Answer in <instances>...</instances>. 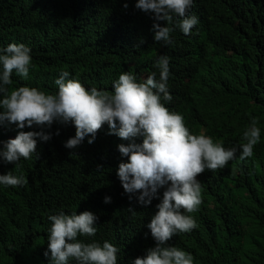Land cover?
Returning <instances> with one entry per match:
<instances>
[{
	"label": "trees",
	"instance_id": "obj_1",
	"mask_svg": "<svg viewBox=\"0 0 264 264\" xmlns=\"http://www.w3.org/2000/svg\"><path fill=\"white\" fill-rule=\"evenodd\" d=\"M137 2L0 0V49L24 44L32 56L29 76L14 70L10 87L56 94L55 80L67 71L87 89L111 91L125 72L137 82L152 73L159 80L155 64L166 55L172 100L162 103L184 117L190 133H204L228 149L242 142L257 118L261 138L253 155L241 160L238 151L223 168L198 176L201 203L197 211L185 213L196 227L169 244L190 253L194 264H264V0H194L190 15L198 23L188 35L175 29L167 46L155 42L154 14L138 10ZM11 127L0 125V148ZM49 131L52 139L38 140L37 152L21 158L19 167L0 159V175L12 171L26 180L20 186L0 184V264H51V254L45 256L52 226L48 217L94 208L100 212L96 235L80 236L81 241L112 243L119 249L118 264L144 257L155 246L147 225L160 200L145 207L135 196L130 201L125 191L121 196L117 175L119 164L127 162L118 145L142 143L143 136L122 140L108 135L105 123L93 144L89 136L68 149L74 126L54 123ZM107 190L111 202L102 204Z\"/></svg>",
	"mask_w": 264,
	"mask_h": 264
},
{
	"label": "clouds",
	"instance_id": "obj_2",
	"mask_svg": "<svg viewBox=\"0 0 264 264\" xmlns=\"http://www.w3.org/2000/svg\"><path fill=\"white\" fill-rule=\"evenodd\" d=\"M194 0H138L135 7L144 13L154 14L152 31L157 43L171 45V33L179 29L185 35L191 33L198 23L190 15ZM128 8V4H124ZM161 21L167 26H161ZM143 42V41H142ZM170 58L161 55L155 67L160 78L152 73L143 82L135 76L123 73L114 82L112 90L85 88L76 79H69V72L62 71L55 84L56 94H49L36 87L20 86L11 88L13 71L27 78L32 66L31 49L24 44H10L0 49V125L12 126L0 148V159L19 167L21 158L30 159L37 152L38 140L52 139L49 131L54 123L72 125L75 136L69 138L65 147L75 149L86 137L88 144L95 142L97 133L105 123L110 131L122 140L143 136L142 143L133 142L118 145V151L127 162L119 164L117 175L120 195L135 196L141 206H150L154 199L158 211L147 225L155 246L147 249L144 257H137L133 264H194V257L171 244L169 241L179 233H187L196 227L191 215L201 203V183L198 176L205 170L223 168L240 152V159L253 155L254 147L261 138L258 119L252 118L243 132L242 142L226 149L223 142H214L204 133L192 134L185 126L184 117L170 111L163 101H171L167 82ZM39 129L25 131L24 129ZM59 131L56 135H59ZM103 166H97L102 170ZM26 183L23 176L12 171L0 175V184L20 186ZM122 185V186H121ZM163 191L161 199L159 192ZM102 204L110 203L107 197ZM138 194V195H137ZM128 211L135 214L134 209ZM100 212L98 209L50 215L52 222L48 235V251L51 264H118L119 249L105 241L85 243L80 236H95Z\"/></svg>",
	"mask_w": 264,
	"mask_h": 264
}]
</instances>
